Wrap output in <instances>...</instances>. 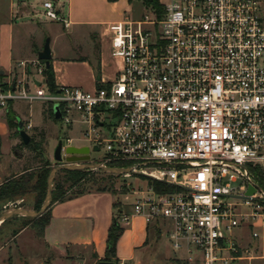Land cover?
I'll use <instances>...</instances> for the list:
<instances>
[{"label":"built area","instance_id":"obj_1","mask_svg":"<svg viewBox=\"0 0 264 264\" xmlns=\"http://www.w3.org/2000/svg\"><path fill=\"white\" fill-rule=\"evenodd\" d=\"M140 19L105 25L110 57L120 62L111 82L92 92L56 86L51 93L39 60L25 81L0 82V108L9 102L59 105L61 120L73 112L94 131L106 120L109 137H90L103 153L90 163L127 170L147 186L135 191L131 215L161 223L185 264L263 261L255 244L242 248L234 231L264 229V190L251 169L264 168V13L258 0H158ZM22 4V3H21ZM45 19L70 27L50 0ZM38 22L34 9L26 17ZM72 146L64 141L63 149ZM98 171V170H92ZM239 183L237 186L233 184ZM157 184V185H156ZM249 187L255 193L246 196ZM113 264H132L117 261Z\"/></svg>","mask_w":264,"mask_h":264},{"label":"rangeland","instance_id":"obj_2","mask_svg":"<svg viewBox=\"0 0 264 264\" xmlns=\"http://www.w3.org/2000/svg\"><path fill=\"white\" fill-rule=\"evenodd\" d=\"M14 4V25L15 27L22 26L29 34V43L32 47H36L40 44L44 38H54L53 45L62 54H67L69 51L66 38H56V34L62 29V25L57 22H52L45 19L43 16V9L41 7L43 0H12ZM59 10L60 13L67 18L68 16V1L69 0H50ZM167 3V0H161ZM261 3V9L264 13V0H258ZM73 15L71 16L74 21H88V22H107L113 20H123L124 18H131L138 20L145 12L144 6L137 1L128 3L127 0H117L114 3L106 2L105 0H73ZM24 6V12L20 13L17 6ZM10 0H1V12L0 19H6L9 13ZM34 9L40 16H38V22H34L31 16L26 17L28 11ZM82 11L80 17H76V11ZM81 34L79 37H75L78 45L84 54H87L90 47L87 39L83 38L85 33V27L81 26ZM50 32V35H48ZM38 36V38H36ZM51 36V37H50ZM56 38V39H55ZM51 40V39H50ZM73 44V43H72ZM52 46V45H51ZM51 50V48H50ZM71 53V52H70ZM38 60L35 58L32 62ZM41 63V62H40ZM90 63L93 61L90 59ZM109 66L104 70L105 75H110L116 70V62L109 61ZM93 66V64H92ZM29 71L26 69L23 71V75H13L5 79V76H1L2 83H10L14 85L17 81H25L29 88H32L31 78H35V71L28 75ZM96 74V73H95ZM59 75L67 78L68 84L78 88L82 91L85 87L91 84V75L86 67L77 65L69 66ZM83 88V89H82ZM20 104L23 112L28 115L31 109L32 112H36L34 118H27L22 120L24 130L30 137V147L26 148L18 136L16 125L17 122L12 121L10 125H7V112L10 111L11 115L16 117L12 110V102H9L5 108H0L2 115L1 118L6 124L7 134L3 137L0 136V180H5L7 177L15 180L18 179L24 170H29L28 173L35 177V174L40 171L52 170L56 163L53 160V151L59 141L71 140L72 146H91L88 142L90 137H95L98 133L102 140H106L109 137V131L111 130L112 122L106 120L103 127L96 126L94 131H89V126L83 123L81 117L75 112L69 115V120L72 121L66 124L63 120L54 121L49 118V115L45 116L46 122L40 123V115L38 110L40 105L36 102L32 104L17 102ZM38 125L34 127L29 121ZM27 125H29L27 129ZM89 131L90 136L86 135ZM2 147V148H1ZM103 148L98 152L90 153V160L96 161L103 153ZM65 164V163H64ZM264 171V168H257ZM49 175V174H48ZM7 180V179H6ZM149 180L140 176H132L130 178H124L123 175H111L102 171H86L77 185H72L71 176L63 172H59L54 179L53 187L61 185L66 198L72 197L76 194L83 192H101L106 196L99 205L110 204L113 215L116 210L115 205H119L123 212L131 211L132 206L136 199L135 191L139 188L144 189ZM239 183L233 184L237 186ZM54 189V188H53ZM44 200V199H43ZM38 192H31L27 195L9 198L0 201V214L4 210H10L15 208H23L27 210H37L39 204ZM43 203V201L41 202ZM41 206V205H40ZM41 208V207H40ZM5 210V211H6ZM120 217V215L118 214ZM119 221V225H120ZM34 222L29 218L14 217L5 221L0 225V264H79L81 260H84L83 255L81 259L66 260L59 258L57 255L46 250L42 241L37 238L32 230ZM243 240L246 245L252 241L250 227L244 226ZM24 230V231H23ZM257 230V229H256ZM23 231V232H22ZM260 232V230L258 229ZM162 236H157L154 230H150L147 236V246L143 252L139 253L138 259L133 264H185L182 259L185 257L183 253H174L170 247L165 231L161 228ZM136 239L141 241L145 239V233L139 232L136 235ZM258 245L261 246V239L257 240ZM264 247V245H263ZM260 248V247H259ZM261 250V249H260ZM180 259V261L178 259ZM96 259L92 255H87L85 264H91ZM105 261V259L103 260ZM138 261V262H137ZM235 264H247V262H238ZM255 264H264V262H255Z\"/></svg>","mask_w":264,"mask_h":264},{"label":"crops","instance_id":"obj_3","mask_svg":"<svg viewBox=\"0 0 264 264\" xmlns=\"http://www.w3.org/2000/svg\"><path fill=\"white\" fill-rule=\"evenodd\" d=\"M105 1L108 2L107 0ZM73 3V0L68 1V17L70 20V27L66 30L62 27L64 31H59L55 36L56 38H66L68 49L71 53L68 52L64 55L56 50V47L53 45L54 38L53 36H50V64L54 74L55 86L74 87L72 85L70 86L67 82V78L59 75V73L69 66L81 65L86 67L91 75V84L82 89L86 92H92L99 84L111 82L120 68V62L111 59L110 57L109 38L105 32V25L115 23L120 20L98 23L91 21H74L71 18L74 12ZM17 8L20 13L25 11L22 4L18 5ZM14 9L13 1L10 0V8L7 18L0 19V70L4 72L3 76H5V79L16 74L23 77V70L18 66L19 63L31 61L37 58V54L42 50L44 44L43 38L40 44H37L36 47H32L30 45V37L26 27L24 29L22 26L16 28L14 25V13L16 12ZM1 10L0 0V12ZM76 12V17H80L82 11L77 10ZM81 26L85 27L83 38L87 39L90 45L87 54H84L79 46L74 44L77 42L75 37L82 35L80 30ZM48 33V35H50V32ZM36 38H38V36ZM90 59L93 61V66L90 63ZM110 60L115 61L117 66L114 73L108 76L105 75L104 70L109 66L108 64ZM0 82H2V80H0ZM36 103L40 105L38 110V114L40 115L39 124H44L46 122L45 116L48 113L47 109L49 105L41 101H36ZM20 104L12 102V110L16 115V122L20 121L23 124L22 120H26L27 118L33 119L36 112H32L30 109V112L26 116ZM1 115L2 112L0 110V136L3 137L7 134V129ZM31 119L29 120L30 122ZM31 124L34 125L33 122H31ZM28 127L29 125H27V129ZM34 127H38V125H34ZM74 147L80 148L84 146ZM28 171L29 170L26 169L22 172V174ZM8 178L10 177H7L6 179ZM5 180H0V185H2ZM105 196L106 195L101 192H83L52 204L48 208V213L50 215L49 224L44 229L42 237L39 238L46 250L57 255L59 258L66 260H71L73 258L81 259L83 255L84 260H81L79 264H85V259L89 254H93L96 257L91 264H97L98 262L103 261L105 259L108 230L114 218L110 207L113 202H109L110 204L99 205V203L106 198ZM119 210V214H132L131 211L123 212L122 208ZM120 227L123 229V233L116 244V255L113 260L127 261L132 264L138 259L137 255L143 252L146 248L148 244V232L153 229L157 236H162L161 228H163L161 223L147 224L143 218L136 216L132 217L128 224H120ZM242 230H245L244 227L234 231L233 235L235 241L242 248H250L253 244H255L256 250L253 251V253L259 257H264V229L259 228L260 232L257 229L260 234L259 239H261V246L258 245L257 240H252L250 243L245 245L242 242ZM139 232L145 233L144 240L142 239L141 241H138L136 239V235ZM178 260L180 261V259ZM255 262L257 261H253L252 264H255Z\"/></svg>","mask_w":264,"mask_h":264},{"label":"trees","instance_id":"obj_4","mask_svg":"<svg viewBox=\"0 0 264 264\" xmlns=\"http://www.w3.org/2000/svg\"><path fill=\"white\" fill-rule=\"evenodd\" d=\"M110 3H114L117 0H107ZM133 1L140 2L144 7H153L156 9H160L158 0H127L128 3H131ZM44 64V62H41ZM45 66V65H44ZM43 76L45 78V82L47 85L48 90L51 93L56 92V86H55V80H54V74L53 70L51 67V64L49 63L48 67L44 68L43 71ZM1 79V76H0ZM49 118L53 119L54 121H59L54 118L53 115V110L50 106H48L47 109ZM7 125H10L12 121H15L16 118L11 115L10 111L7 112ZM61 120V119H60ZM16 130H17V125H16ZM18 133V132H17ZM19 136V135H18ZM30 146L27 145L26 148H29ZM51 171V170H50ZM47 169L45 171H40L35 174V177H32V174H29L28 172L23 173L18 179H11L8 178L5 180V182L0 185V201L9 199V198H16V197H21L24 195H27L28 193L31 192H38V197H39V204L37 207V210H34L38 212L40 210V205H42V201L45 197L46 194V181L48 174L50 173ZM65 174H68L71 176L72 185H77L81 177L86 171H61ZM251 172L253 173V176L260 186L262 190H264V171L259 170L257 168L251 169ZM157 185V184H156ZM52 191V201L51 204H54L57 201H61L65 199V195L63 192V187L61 185H58L56 187H53ZM70 198V197H68ZM117 212L114 214V218L112 220V224L108 230L107 234V239H106V251H105V261L111 262V263H116L117 261H114L113 258H115L116 255V244L118 242V239L123 233V229L119 225V212H120V207L119 205H115ZM50 220V215L47 211L40 217L36 219H30V221L34 222V226L32 227V230L37 238H41L44 232V229L46 226L49 224ZM116 222V224H115Z\"/></svg>","mask_w":264,"mask_h":264},{"label":"water","instance_id":"obj_5","mask_svg":"<svg viewBox=\"0 0 264 264\" xmlns=\"http://www.w3.org/2000/svg\"><path fill=\"white\" fill-rule=\"evenodd\" d=\"M37 59L40 62H44L45 67L49 66L51 60L50 51V39L46 38L43 44L42 50L37 54ZM4 72L0 70V76H3ZM53 115L56 120L61 119V113L59 105L53 106ZM17 132L19 138L24 146L30 143V137L24 130V126L20 121H17ZM63 141H59L53 151V160L56 166L52 168L47 177V187L46 194L38 212L33 210H27L23 208H15L2 212L0 214V225L5 221L14 217H24L29 219H36L42 216L47 209L50 207L52 201V191L55 176L61 171H88V170H98L111 175H125L128 173L127 170L108 168L100 164L90 163V153L98 152L97 147L90 149L89 147H74L68 146L63 149ZM65 163V164H64ZM255 193L253 187H249L246 196H251ZM116 224V222H115ZM97 264H113L107 261H100Z\"/></svg>","mask_w":264,"mask_h":264}]
</instances>
